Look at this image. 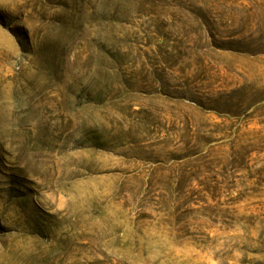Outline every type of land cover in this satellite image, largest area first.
<instances>
[{
	"label": "rangeland",
	"instance_id": "rangeland-1",
	"mask_svg": "<svg viewBox=\"0 0 264 264\" xmlns=\"http://www.w3.org/2000/svg\"><path fill=\"white\" fill-rule=\"evenodd\" d=\"M0 264H264V0H0Z\"/></svg>",
	"mask_w": 264,
	"mask_h": 264
}]
</instances>
